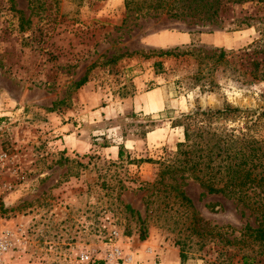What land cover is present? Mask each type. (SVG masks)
Masks as SVG:
<instances>
[{
    "label": "rangeland",
    "instance_id": "1",
    "mask_svg": "<svg viewBox=\"0 0 264 264\" xmlns=\"http://www.w3.org/2000/svg\"><path fill=\"white\" fill-rule=\"evenodd\" d=\"M217 1L214 22L197 27L125 0H0V230L12 235L0 264H106L110 242L122 252L113 264H264L249 230L258 215L163 172L182 115L264 110V52L251 45L264 37V0ZM165 31L191 40L146 44ZM148 69L143 91L163 107L143 114L132 79ZM88 119L90 148H62L56 128Z\"/></svg>",
    "mask_w": 264,
    "mask_h": 264
},
{
    "label": "trees",
    "instance_id": "2",
    "mask_svg": "<svg viewBox=\"0 0 264 264\" xmlns=\"http://www.w3.org/2000/svg\"><path fill=\"white\" fill-rule=\"evenodd\" d=\"M125 6L153 8L178 20L183 16L197 18V27L213 23L212 16L218 11L217 0H125ZM251 45L264 52V37ZM169 55L172 51L159 53ZM176 125L183 129V141L163 172H187L204 194L223 195L258 215V226L249 230L253 240L264 244V110L229 105L196 109L182 115ZM169 187L192 206L177 186Z\"/></svg>",
    "mask_w": 264,
    "mask_h": 264
},
{
    "label": "crops",
    "instance_id": "3",
    "mask_svg": "<svg viewBox=\"0 0 264 264\" xmlns=\"http://www.w3.org/2000/svg\"><path fill=\"white\" fill-rule=\"evenodd\" d=\"M191 37L189 33L181 31H165L156 34H151L146 38V44L156 47H170L176 45H184L190 42ZM136 71V70H134ZM153 73L149 69L144 72L139 71L134 75L132 81L135 85L136 93L132 97L134 109L143 114H152L159 111L162 107V100H160V92L153 89L147 92L143 91L145 83L153 79ZM87 116H90L88 114ZM87 119V118H85ZM91 129L89 119L82 125L74 126L68 123L60 124L56 130L61 136L58 140L61 147L67 151H85L90 148L91 143L87 137L86 129Z\"/></svg>",
    "mask_w": 264,
    "mask_h": 264
},
{
    "label": "built area",
    "instance_id": "4",
    "mask_svg": "<svg viewBox=\"0 0 264 264\" xmlns=\"http://www.w3.org/2000/svg\"><path fill=\"white\" fill-rule=\"evenodd\" d=\"M5 158V154L0 153V160H3ZM11 237L12 235L6 231V230H0V255L4 252H6L9 247L11 246ZM116 237V233L113 232L111 234V238L109 241H111L113 238ZM106 249H105V256L103 257L106 264H113L117 259H119L122 255L121 250L119 247L114 243H106ZM93 258V255L90 254H81L80 259L81 261L88 262ZM130 257L126 258V262L130 261Z\"/></svg>",
    "mask_w": 264,
    "mask_h": 264
}]
</instances>
